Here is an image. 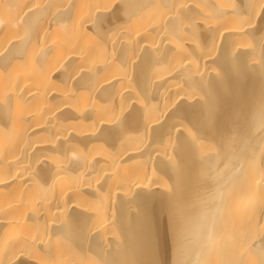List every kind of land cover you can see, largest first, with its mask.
I'll use <instances>...</instances> for the list:
<instances>
[{"label":"bare ground","instance_id":"bare-ground-1","mask_svg":"<svg viewBox=\"0 0 264 264\" xmlns=\"http://www.w3.org/2000/svg\"><path fill=\"white\" fill-rule=\"evenodd\" d=\"M250 15L264 25V0H0V264H68L73 257L74 264H94L102 247L95 229L113 189L120 193L107 211L115 226L108 224V233L123 239L130 222L140 258L151 250L169 264L195 259L196 220L183 222L158 198L125 206L124 193L160 190L150 177L154 183L128 184L146 171L157 177L177 137L204 150L193 113L216 65L226 71L211 81L221 120L238 93L259 91V64L235 77L239 65L231 59V50L247 51L243 21ZM141 140L148 146L135 151L131 143ZM153 145L160 147L152 163ZM106 146L115 152L105 148L103 156ZM110 168L120 169L117 176L90 182ZM206 175L216 193H228L233 237L264 224L258 134L235 137L207 163Z\"/></svg>","mask_w":264,"mask_h":264},{"label":"clouds","instance_id":"clouds-1","mask_svg":"<svg viewBox=\"0 0 264 264\" xmlns=\"http://www.w3.org/2000/svg\"><path fill=\"white\" fill-rule=\"evenodd\" d=\"M248 28L246 53L231 50V59L239 65V71L233 75L238 77L250 66L259 64V91L238 93L232 108L221 120L217 109L209 114L208 104L214 92L212 78L219 79L226 75V71L224 67L216 65L215 71L207 72L209 87L200 89L195 112L205 148L201 150L197 146L194 149L193 141L187 138L177 137L170 141L159 162L163 176L160 190L154 191L150 187L156 198L166 201L179 212L183 222L196 220L199 224L196 258L183 260V264H264V224L233 237L228 230V193H216L206 175L207 163L225 153L235 137L258 134L260 143L264 144V130L260 127L261 112L264 111V25L259 23L258 17L250 15ZM228 70H231L230 63ZM257 117L259 126L254 127ZM209 119L212 121L211 127L206 126ZM124 204L137 205L127 192L124 193ZM122 235L124 238L118 236L114 247L100 250V259L94 264H136L143 259L135 251L130 222L125 223ZM80 236L84 243H89V234L84 229ZM225 254L227 258H224Z\"/></svg>","mask_w":264,"mask_h":264},{"label":"rangeland","instance_id":"rangeland-1","mask_svg":"<svg viewBox=\"0 0 264 264\" xmlns=\"http://www.w3.org/2000/svg\"><path fill=\"white\" fill-rule=\"evenodd\" d=\"M189 1H190V0H189ZM191 2H192V0H191ZM187 3H188V2H187ZM187 3H186V4H187ZM189 3H190V2H189ZM196 6H197V5H196ZM225 6H226V5H224V7H225ZM197 7H198V6H197ZM198 8H199V7H198ZM196 14H198V13H196ZM202 14L205 16V12L202 13ZM202 14H201V15H202ZM206 14H207V13H206ZM4 16H8V14H5ZM198 16H199V15H198ZM206 16H207V15H206ZM247 17H249V16H247ZM256 17H258V19L260 18V16H256ZM244 19H245V20H244ZM244 19H242L241 21L244 20L245 22L243 21V23H245V25L248 26V19H247V20H246V18H244ZM239 20H240V19H239ZM246 21H247V22H246ZM231 22L233 23V21H231ZM231 22H230V23H231ZM246 23H247V24H246ZM233 24H235V23H233ZM233 24H232V25H233ZM240 24H241V23H240ZM247 29H248V28H247ZM245 45H246V44H245ZM245 45H244V46H245ZM246 47H247V46H246ZM141 141H142V142H141ZM141 141H138L137 143L135 142V144H134V143H133V144L131 143V145H133V147H134V146H139V147H134V148H137V150H135L134 148H133V150H132V149H131V150H132V151H134V150H135V151H139L140 148H141L140 146H142V148H143V146H144L145 148L148 146V142H147V141H143V140H141ZM140 142H141V143H140ZM140 144H141V145H140ZM123 145H124V144H123ZM123 145H122L123 148H120V149H127L126 147H127L129 144H128V145H124V146H126V147H124ZM153 146H154L155 148L151 146V148H153V152H152V154H151V156H152V158H153V159H152V163H153V161H156L154 158H156V157L159 155L158 150L156 151V148L158 149V147H160V145H159V146H158V145H156V146L153 145ZM111 147H112V146H111ZM129 147H132V146H129ZM102 148H103V147H102ZM102 148H100V149H102ZM105 148H108V146L104 147L103 151H101L102 155L104 154L103 156H106V154L103 153V152L106 151V150H108L107 152H110V151H111L110 153H112V150H113V151L116 150V149L114 148V149H112V150L109 151L110 148H108V149H106V150H105ZM138 148H139V150H138ZM142 148H141V150H143ZM160 150H162V149H159V152H160V154H161V151H160ZM164 150H165V149H163L162 151L164 152ZM154 151H156V152H154ZM114 152H115V151H114ZM127 152H128V149H127ZM101 153H100V154H101ZM153 153H154V154H153ZM107 154H108V153H107ZM157 154H158V155H157ZM128 167H129V166H128ZM128 167H127V168H128ZM131 167L133 168V166H131ZM125 168H126V167H125ZM127 168H126V169H127ZM126 169L124 170V168H123V170H124L125 172L127 171ZM128 169H130V168H128ZM133 169H134V168H133ZM133 169H132V170H133ZM158 169H159V168H158ZM106 170H108L109 172L111 171V172L109 173V172L103 170V171H102V172H104L103 174H101V175H100L99 177H97V178H94L95 181H93V179H92V180L90 179V180H91L90 182H91V183L94 182L95 184H98V185H99L100 183H102V182L104 181V178L107 177L108 174L111 175L112 177L117 176V175H116V174H117V171L120 170V169H118L117 171H115L116 169H114V168H110V170H109V169H106ZM132 170H131V171H132ZM157 171H158V174H159V172H161V171H159V170H157ZM112 172H113V173H112ZM115 172H116V173H115ZM114 173H115V176H114ZM119 173H120V171L118 172V174H119ZM130 173H132V174L130 175ZM130 173L128 172V175H130L129 178H130L133 174H136V173H133V172H130ZM145 173H146V175H145L144 173H143V174H136V175H133L134 179H133V177H132V180H133L134 182H133L132 180L130 181L131 178H130V179L127 178V179L130 181V183L128 184V187H129V185H131V186H132V189H133L134 187H136L135 185H137V186H139L140 184H141V186H142L143 184L146 185L147 181L150 182V183H151V182H152V183L155 182V183L157 184V182H156L157 180H158V182H161V180L163 179V178L161 179V177H163V176H159L158 174H157V177H156V175H155L154 173H152V174L150 173L151 175L148 174L149 172L147 173V171H146ZM155 173H156V172H155ZM106 174H107V176H106ZM112 174H113V175H112ZM160 174H161V173H160ZM122 175H123V174H122ZM140 175H141V176H140ZM152 175H153L154 177H153ZM111 176H109V177H111ZM139 176H140V177H139ZM142 176H144V178H143ZM158 176H159V178H158ZM138 177H139V178H138ZM146 177H147V178H146ZM149 177L152 178V180H153L154 182H153L151 179H149ZM155 177H156V178H155ZM141 178H142V179H141ZM96 179H97V181H98L97 183H96ZM98 179H99V180H98ZM136 179H137V180H136ZM148 179H149V180H148ZM159 179H161V180H159ZM100 180H101V181H100ZM138 180H139V181H138ZM146 180H147V181H146ZM99 181H100V182H99ZM140 181H142V182H140ZM135 182H136V183H135ZM138 182H139L140 184H138ZM144 182H145V183H144ZM134 183H135V184H134ZM111 184H113L112 186H114V187H112V189H113V188H116L117 185H118V184H116V182H115V183H111ZM111 184H110V187H111ZM114 184H115L116 186H115ZM119 184H120V183H119ZM147 184H148V183H147ZM120 185H121V184H120ZM118 186H119V185H118ZM110 189H111V188H110ZM110 189H109V190H110ZM118 189H119V187L117 188V190H118ZM113 190H115V189H113ZM113 190L109 191V192H112L111 194L113 195V197H112V195L108 192L109 196H111L112 199H111V197H108V198H109V200H108V198H107L108 203H107V200H106V199L104 200V201H106L105 204L107 205V206H104V208H105V207H106V208L111 207L112 209H113V207L115 208V206H113L114 204H112V203L114 202V201H113V198L117 195V194H115V193H120V192H119L120 190H119L118 192H117V191L114 192ZM130 190H131V187H130ZM113 193H114V194H113ZM110 199H111V200H110ZM114 199H115V198H114ZM111 201H113V202H111ZM110 202H111V203H110ZM86 203H87V202H86ZM90 203H92V202H90ZM109 203H110L111 205H110ZM114 203H115V202H114ZM93 204H94V203H93ZM108 204H109V206H108ZM88 205H89V204H88ZM95 205H97V204H95ZM101 205H103V204H101ZM89 206L92 207V204L89 205ZM85 207H87V206H86V205H85L84 207L82 206V209H85ZM93 207H97V208H99L100 206L97 205V206H93ZM111 208H110V209L108 208L107 210L104 209V210H106V213L104 212V213H105V218H104L105 221L102 219V221H103L104 223H103V222L99 223V222H100L99 220H98V221H99V222H98L99 224L96 222V224H98V226L96 227L97 230L95 229V231H96V232H97V231H98V232H100V231L103 232V233H102V232H100V233L97 232V233L99 234L100 237L102 236L101 241H100V243H102V247H100V249L106 248V247H108V246H109V248L112 247V246L114 247V246H115L114 243L117 242V238H114V237H116V235H115V234H114L115 236H114V235H111V233H110V232H111L110 229H109V230L107 229V225H108V224L110 225V224L114 221V219H113L114 216H113L112 212H107V211H111ZM91 209H92V208H91ZM102 209H103V208H102ZM131 209H132V207H131ZM133 209H134V208H133ZM93 210H94V209H93ZM100 210H101V207H100ZM104 210H103V211H104ZM87 211H92V210H90L89 207H88V208H87ZM109 213H110V214H109ZM106 214H107V215L109 214V215L107 216ZM111 214H112V215H111ZM110 215H111L112 217H111ZM102 217H103V216H102ZM102 217H100V218H102ZM107 217H108V218H107ZM106 219H107V220H106ZM111 219H112V220H111ZM106 221H107V223H106ZM102 223H103V224H102ZM105 223H106V224H105ZM96 224H95V225H96ZM104 224H105L106 226H105ZM99 225H103V226H99ZM109 225H108V226H109ZM110 226H112V224H111ZM103 227H106V228H104V229H107V230H104ZM113 227H115V226H112V228H113ZM108 228H109V227H108ZM110 228H111V227H110ZM102 229H103V230H102ZM112 230H114V229H112ZM104 231H105V232H104ZM108 231H110V232L108 233ZM106 232H107V233H106ZM112 232H113V231H112ZM105 233L107 234V236H106ZM109 234H110V235H109ZM99 236H98V237H99ZM103 236H104V238H103ZM105 238H106V240H105ZM108 238H110V239H108ZM107 239H108V240H107ZM113 239H114V240H113ZM115 239H116V240H115ZM99 240H100V239H99ZM103 240H104V241H103ZM109 240H110V241H109ZM106 241L109 242V244H107ZM114 241H115V242H114ZM75 242H76V241H74V243H75ZM111 242H112V243H111ZM76 243H77V242H76ZM76 243H75V244H76ZM77 244H78V243H77ZM77 244H76V245H77ZM100 245H101V244H100ZM100 249H99V250H100ZM96 253H98V252H96ZM99 253H100V252H99ZM99 253H98V254H99ZM86 254L89 255L90 252H88V253H86ZM90 255H92V254H90ZM90 255H89V256H90ZM97 256H98L99 258H98ZM97 256H96V258H97V259H100V256H99V255H97ZM74 258H75V257L72 258L74 261L71 260L68 264H74L75 261H77V260H75ZM72 262H74V263H72Z\"/></svg>","mask_w":264,"mask_h":264},{"label":"snow or ice","instance_id":"snow-or-ice-1","mask_svg":"<svg viewBox=\"0 0 264 264\" xmlns=\"http://www.w3.org/2000/svg\"><path fill=\"white\" fill-rule=\"evenodd\" d=\"M208 111H209V114H213L216 111L215 104L212 102V100L208 104ZM3 115L4 113L0 112V116H3ZM193 119L197 120L196 113H193ZM206 126L208 127L212 126L211 119L207 121ZM260 127L262 130H264V111L261 112ZM182 148H183V145H181V149ZM127 195L130 196L131 199L137 203L138 207H141V208H143L148 203L156 199V194L150 191V187H148L146 190H143V191L129 190L127 192ZM136 264H169V262L160 259L156 253H154L151 250H148L145 252L144 258L136 262ZM171 264H183V262L179 259L174 258L171 261Z\"/></svg>","mask_w":264,"mask_h":264}]
</instances>
